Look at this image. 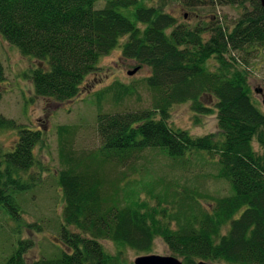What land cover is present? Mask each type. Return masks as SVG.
Masks as SVG:
<instances>
[{"label":"trees","instance_id":"1","mask_svg":"<svg viewBox=\"0 0 264 264\" xmlns=\"http://www.w3.org/2000/svg\"><path fill=\"white\" fill-rule=\"evenodd\" d=\"M179 1L189 10L234 6L243 13L230 27L214 16L180 22L140 0H104L102 8L98 0H0V34L22 56L43 63L31 76L37 97L65 102L78 96L100 58L127 36L122 58L150 69L145 82L152 100L151 109L102 113L108 94L119 103L135 89L114 82L99 92L97 151L76 152L73 129L58 127L60 240L69 252L28 262L32 242L21 240L3 264H127L123 249L146 254L156 238L182 264H264V152L254 148L256 142L264 149V113L232 55L264 49V8L259 0ZM188 102L195 116L217 113L221 139L170 127L171 109ZM3 130H16L18 138L11 151L0 147V211L19 221L20 196L40 181L34 169L42 132L0 115ZM146 152L173 162L187 155L216 158L215 178L228 182L231 193L214 196L157 176ZM105 240L116 254L104 250Z\"/></svg>","mask_w":264,"mask_h":264},{"label":"rangeland","instance_id":"2","mask_svg":"<svg viewBox=\"0 0 264 264\" xmlns=\"http://www.w3.org/2000/svg\"><path fill=\"white\" fill-rule=\"evenodd\" d=\"M140 1L147 7L162 8L163 12L175 16L180 22L186 21L191 24L214 16L231 27L243 13L242 8L234 6L218 7L216 10L210 8L189 10L179 0L168 1L165 5H162L161 0ZM104 4V0H98L96 7L102 8ZM127 38V36L123 38L115 50L100 58L98 70L86 77L78 96L65 102H56L35 95L32 71L38 65L42 67L43 63L22 56L18 48L8 43L0 34V61L5 70V81L0 84V115L14 120L18 125L42 132V142L35 149L39 165L34 169L35 173L40 172V181L31 191L20 196L19 221L12 220L0 211V264L15 253L21 240L32 242V247L25 254L28 262L57 257L62 249L69 252L60 240L64 200L57 182L58 172L62 169L58 127L69 126L73 129L72 146L76 152L97 151L101 146L97 130V116L100 112L97 95L114 82H121L134 88L135 93L119 103H115L111 94H108L101 103L102 113L151 109V92L145 82L146 77L150 75V69L143 66L135 74L129 75L138 64L122 58V45ZM232 55L236 58L237 67L246 73L254 103L264 113V49L249 54ZM210 64H213V61H210ZM45 66L47 67V64ZM168 124L173 129L186 130L194 137L215 134L221 139L217 113L195 116L189 102L171 109ZM17 138L16 130L1 131L0 147L5 152L11 151ZM254 148L264 152L256 142ZM145 156L149 160L146 161V165L154 170L157 176L174 179L183 186L187 185L214 196H226L231 193L228 182L215 178L216 158L203 155V159H199L195 155H187L184 161L173 162L162 153L151 155L146 152ZM100 242L109 254L114 255L118 252L112 242L106 240ZM123 255L127 264H134L137 257L145 255L173 256L182 261L180 257L170 252L161 238L155 239L149 253L140 254L123 249Z\"/></svg>","mask_w":264,"mask_h":264},{"label":"water","instance_id":"3","mask_svg":"<svg viewBox=\"0 0 264 264\" xmlns=\"http://www.w3.org/2000/svg\"><path fill=\"white\" fill-rule=\"evenodd\" d=\"M261 6L264 8V0H259ZM139 68L129 72V75L135 74ZM264 106V102H263ZM134 264H182L178 258L173 256H159V255H145L137 257L134 261ZM198 264H211L204 261L198 262Z\"/></svg>","mask_w":264,"mask_h":264}]
</instances>
